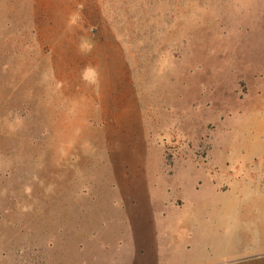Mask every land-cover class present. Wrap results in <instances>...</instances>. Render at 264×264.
<instances>
[{
  "label": "rangeland",
  "instance_id": "obj_1",
  "mask_svg": "<svg viewBox=\"0 0 264 264\" xmlns=\"http://www.w3.org/2000/svg\"><path fill=\"white\" fill-rule=\"evenodd\" d=\"M0 264H264V0H0Z\"/></svg>",
  "mask_w": 264,
  "mask_h": 264
}]
</instances>
